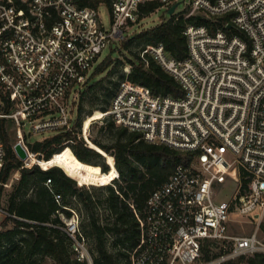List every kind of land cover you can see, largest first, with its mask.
Returning <instances> with one entry per match:
<instances>
[{
    "label": "built area",
    "instance_id": "2783aa9c",
    "mask_svg": "<svg viewBox=\"0 0 264 264\" xmlns=\"http://www.w3.org/2000/svg\"><path fill=\"white\" fill-rule=\"evenodd\" d=\"M79 1L0 0V119L13 121L14 145L20 142L28 152L22 167L32 166L37 156L29 146L33 133L72 129L78 114L72 95L88 82L106 47L133 35V27L146 18L142 7L157 1V9L169 10L179 2ZM178 6L174 13L189 8L187 17L215 20L229 14L213 32L206 24L189 23L184 31L189 50L182 60L162 43L143 49V57L150 54L175 76L183 96L155 94L125 78L104 112L148 142L193 153L150 193L144 215L137 214L141 238L130 251L131 264H245L264 253L258 229L231 232L234 215L258 226L264 221V0H190L181 10ZM79 133L88 140L84 125ZM5 162L0 136V169ZM19 177L18 169L4 186ZM227 181L235 186L232 198L217 200L218 186ZM56 199L60 202L61 194ZM71 210V217L63 216V228L74 257L95 264L79 214ZM0 215L24 219L2 204ZM207 244L223 250L205 259Z\"/></svg>",
    "mask_w": 264,
    "mask_h": 264
},
{
    "label": "trees",
    "instance_id": "16d2710c",
    "mask_svg": "<svg viewBox=\"0 0 264 264\" xmlns=\"http://www.w3.org/2000/svg\"><path fill=\"white\" fill-rule=\"evenodd\" d=\"M98 1L79 2L86 5ZM107 2L111 3V0ZM160 5L161 3L157 1L148 3L142 7L141 17H147ZM188 10L189 8H186L184 11L173 13L156 25L142 29L122 42L124 48L136 43L140 52L139 54L131 52L134 59L130 60V70L124 74L121 81L129 78L149 87L155 94L183 96L184 90L175 76L164 69L150 54L143 57L142 51L148 45L162 43L172 57L182 60L188 55L189 50L184 32L189 23L206 24L213 32L229 20V14L220 15L215 20L202 15L187 17L185 12ZM233 31L236 30H229ZM116 63L117 60L108 54L97 64L88 81L104 72H112L117 67ZM102 81L103 79L95 81L89 86V90H93ZM108 108L109 106L105 107L100 116ZM81 113L82 106L78 109L77 120L72 129L57 131L29 142L30 149L37 153L40 159L39 163L30 167H22L23 160L14 150L15 141L11 135L13 121L0 119V136L6 148V162L0 169V204L9 212L24 218L10 217L5 219L4 224L2 223L0 264H44L46 258H50L55 264H85L75 259L71 239L63 228L65 222L62 214L71 217L73 207L70 205L73 197L80 198L90 219L89 228H82L81 219L80 226L88 244V236L94 238L95 248L93 251L90 245L89 248L95 264H131L130 251L138 245L141 238L138 215L140 217L144 215L150 193L169 179L179 163H188L193 157L190 151L148 142L142 138L141 133L116 124L109 115L107 126L117 132L113 140L104 143L87 137L88 141L79 133L83 127ZM69 146L74 151L72 155L66 150ZM104 154L114 161L113 166L117 170L116 176L112 178L116 183L103 185L108 194L109 210L114 215L112 222L101 220L97 202L87 193L85 185L78 183V181L84 183L85 179L80 174L78 163L101 165L105 175L108 174L109 165ZM18 169L20 177L5 194L3 183L10 181ZM48 179H51L49 184ZM57 193L62 196L60 202L56 199ZM111 238L113 240L110 242ZM109 243L117 248V253L109 249ZM222 250L223 248L218 245L212 249L207 244L204 247V258L210 259ZM245 264H264V253L255 254Z\"/></svg>",
    "mask_w": 264,
    "mask_h": 264
},
{
    "label": "rangeland",
    "instance_id": "374dc122",
    "mask_svg": "<svg viewBox=\"0 0 264 264\" xmlns=\"http://www.w3.org/2000/svg\"><path fill=\"white\" fill-rule=\"evenodd\" d=\"M189 1L190 0H179L180 3L178 6V10L183 9ZM101 11L105 23L108 24L110 20L109 8L107 6L102 7ZM169 15V10L166 8H160L155 10L146 18L142 19L136 26L133 27V34L141 31L142 29L156 25L162 19L168 17ZM131 52L139 54L140 49L136 43H133L127 48H124L123 44L120 42L110 44L103 50L100 60H103L108 54H110L112 59L117 60V67L112 72H104L103 74L97 75L92 80L82 84L79 87L80 90L78 91L77 95H72L71 97V100H73L71 106L73 107L74 112H78L79 107L82 106V113L80 115V119L82 121L81 124L84 125L86 135L87 137H89L90 140L98 139L104 143H110L113 140L114 135L117 134L116 130H113L107 126V120L109 119L108 116L106 115L107 117L103 116L101 118L100 115L102 110H104L105 107L107 108L109 106L110 100L115 92V89L117 88L121 79L124 77V74L128 72V68L130 69L131 67L130 60L134 59V56L131 55ZM96 66L97 64L91 69V73H93ZM102 79L103 81L100 82L97 87H95L93 90H89L90 85H92L95 81H101ZM51 133L52 131H44L36 134L33 133L30 136V142H33L37 139H42L45 136L50 135ZM11 135L12 139L15 141L16 134L13 124L11 126ZM81 135L83 134L81 133ZM66 150L70 155H72L74 152L70 146ZM35 157L38 158L37 156ZM105 157V161H107L106 163H108L109 165V172L107 175H105L106 173L102 171L101 165L86 162V164L82 165L81 167L84 169V171H86L87 176L84 179V183H80L79 181L78 183L80 185L84 184L85 188L87 189V193H89L97 202V211L101 220L103 222H112L114 220V215L109 210V201L107 200L108 194L103 185L116 183L114 182V180H112V178L116 176L117 170L113 166L114 161H112V159H110L108 156ZM30 163L31 165H34L38 163V161H30ZM117 177L119 178V176ZM16 180L17 178H15L9 186H5V194L11 189L12 184ZM234 191L235 186L233 185L232 181H227L226 183L220 184L218 186L217 200H230L234 194ZM70 206H72L73 209L78 212L81 219L82 228H89L88 223L90 219L88 217L87 210L82 204L80 198L73 197ZM62 216H64V214H62ZM233 218L234 221L231 225V232L233 234H250L258 229L260 237L264 239V221L261 223L260 226H258L257 222H252L241 215H234ZM0 220H2V223L4 224L5 219L3 218V215H0ZM88 240L90 248L93 251V249L95 248L94 238L92 236H88ZM112 240L113 238L110 239V242ZM108 246L111 251L117 253V248L113 247L111 243H109ZM44 264L55 263L50 258H46Z\"/></svg>",
    "mask_w": 264,
    "mask_h": 264
},
{
    "label": "water",
    "instance_id": "95a60500",
    "mask_svg": "<svg viewBox=\"0 0 264 264\" xmlns=\"http://www.w3.org/2000/svg\"><path fill=\"white\" fill-rule=\"evenodd\" d=\"M179 2L173 4L170 9H169V13L172 14L174 13L176 7L178 6ZM14 150L16 152V154L19 156L20 159L24 160L28 157V152L26 150V148L24 147V145L20 142L16 143L14 145ZM105 156H107L106 154H104Z\"/></svg>",
    "mask_w": 264,
    "mask_h": 264
},
{
    "label": "bare ground",
    "instance_id": "6f19581e",
    "mask_svg": "<svg viewBox=\"0 0 264 264\" xmlns=\"http://www.w3.org/2000/svg\"><path fill=\"white\" fill-rule=\"evenodd\" d=\"M104 114H105V113L102 114L101 118L104 116ZM31 161H32V162H35V161H36V158H35V157H32V158H31ZM78 165H79V169H80V174H81V176H83V177L86 178L87 175H86V172L84 171V169L81 167L82 164L78 163ZM114 170H115V169H114Z\"/></svg>",
    "mask_w": 264,
    "mask_h": 264
}]
</instances>
